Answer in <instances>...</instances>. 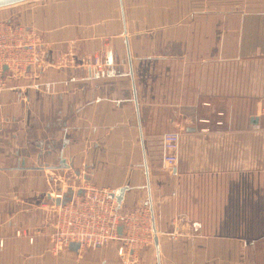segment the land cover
<instances>
[{"label":"crops","instance_id":"0c3cea01","mask_svg":"<svg viewBox=\"0 0 264 264\" xmlns=\"http://www.w3.org/2000/svg\"><path fill=\"white\" fill-rule=\"evenodd\" d=\"M5 20L39 55L0 86V264H264V0H40ZM158 64L171 82L142 84ZM84 185L158 211L169 243L53 255L41 204Z\"/></svg>","mask_w":264,"mask_h":264},{"label":"built area","instance_id":"2783aa9c","mask_svg":"<svg viewBox=\"0 0 264 264\" xmlns=\"http://www.w3.org/2000/svg\"><path fill=\"white\" fill-rule=\"evenodd\" d=\"M38 46L39 37L35 31L16 21H0V86L7 82L4 78L6 72L9 74L8 81L35 77L33 68L38 65ZM93 67L98 72L105 70L99 58L93 59ZM146 68L148 70L141 81L145 86L171 82L172 76L163 64ZM201 126L206 132L207 121H202ZM178 142L176 133H167L163 137V162L168 168L178 162ZM114 194L110 189L84 185L81 188H61L53 194L56 203L43 202L41 208L52 221L51 225L44 226L45 231L49 232L51 253L59 256L72 243L79 244L81 249H98L119 243L118 254L132 256L134 252L153 244L155 238L162 244L169 243L170 235L153 228V215L158 211L141 206L122 212ZM28 234L32 238L33 230ZM8 235L19 236L20 232L10 225ZM175 239L180 241L182 238Z\"/></svg>","mask_w":264,"mask_h":264},{"label":"water","instance_id":"95a60500","mask_svg":"<svg viewBox=\"0 0 264 264\" xmlns=\"http://www.w3.org/2000/svg\"><path fill=\"white\" fill-rule=\"evenodd\" d=\"M27 1H31V0H0V9L15 6ZM251 122L256 123L255 120H252ZM116 201L118 204H120L121 198L120 197L116 198ZM118 232L119 234H121V228H119ZM79 249L80 246L77 243H72L69 245V250L73 252H78Z\"/></svg>","mask_w":264,"mask_h":264},{"label":"rangeland","instance_id":"374dc122","mask_svg":"<svg viewBox=\"0 0 264 264\" xmlns=\"http://www.w3.org/2000/svg\"><path fill=\"white\" fill-rule=\"evenodd\" d=\"M37 1H40V0H31V1H27V2H37ZM15 8H17V5H15V6H11V7H7V8H2V9H0V15L2 16V14H3L4 12L12 11V10H14Z\"/></svg>","mask_w":264,"mask_h":264},{"label":"bare ground","instance_id":"6f19581e","mask_svg":"<svg viewBox=\"0 0 264 264\" xmlns=\"http://www.w3.org/2000/svg\"><path fill=\"white\" fill-rule=\"evenodd\" d=\"M114 197H115V195H114ZM115 199H116V197H115ZM118 204V203H117Z\"/></svg>","mask_w":264,"mask_h":264}]
</instances>
